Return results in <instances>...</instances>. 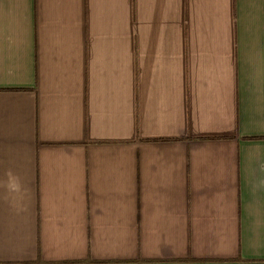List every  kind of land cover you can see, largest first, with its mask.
<instances>
[{"label": "crops", "instance_id": "obj_1", "mask_svg": "<svg viewBox=\"0 0 264 264\" xmlns=\"http://www.w3.org/2000/svg\"><path fill=\"white\" fill-rule=\"evenodd\" d=\"M172 3L0 0V264H264V0Z\"/></svg>", "mask_w": 264, "mask_h": 264}, {"label": "clouds", "instance_id": "obj_2", "mask_svg": "<svg viewBox=\"0 0 264 264\" xmlns=\"http://www.w3.org/2000/svg\"><path fill=\"white\" fill-rule=\"evenodd\" d=\"M168 8H173L174 5L172 0H168V4L166 5ZM178 11V5L175 6ZM153 13L155 12V0H153ZM138 48L140 51L138 52V57L145 56L147 54L146 49L141 48V44L138 43ZM153 53L155 54V49H153ZM163 53H161L158 57V61L162 57ZM137 57V58H138ZM133 58V57H132ZM258 75V69L256 65H253V85L256 83L255 77ZM216 85L215 82L209 79L206 74L201 71L198 77V90L200 95L203 97L206 93H211L214 91ZM163 103V101H161ZM259 99L255 97V89H254V99L253 104L258 105ZM103 108V105H100ZM253 112L259 114L261 112V108L259 106L253 107ZM213 119L210 111L205 112V120L211 121ZM162 156V154H161ZM248 173L250 176L249 181V191L252 197L251 202L249 203V213L250 216L254 217L252 223V231L254 233L257 232L261 225L260 213H259V194L264 192V160L260 158L259 149H255L249 156V168ZM161 187H167V185H161ZM0 189L3 190V194L0 195V200H2L9 207L16 209L17 205L22 203L25 198L29 195V189L24 185L21 178L12 171L11 168L5 170L4 179L0 181ZM168 215L167 210L164 208H157L154 220H162ZM99 219V217L97 218Z\"/></svg>", "mask_w": 264, "mask_h": 264}]
</instances>
